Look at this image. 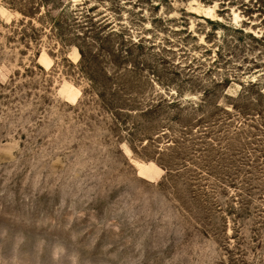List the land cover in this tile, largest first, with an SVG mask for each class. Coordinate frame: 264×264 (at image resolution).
Here are the masks:
<instances>
[{"label":"rangeland","instance_id":"rangeland-1","mask_svg":"<svg viewBox=\"0 0 264 264\" xmlns=\"http://www.w3.org/2000/svg\"><path fill=\"white\" fill-rule=\"evenodd\" d=\"M49 17L129 49L145 77L114 74L148 102L195 106L189 142L150 130L133 151ZM248 101L264 109V0H0V264H264V177L228 170L264 144Z\"/></svg>","mask_w":264,"mask_h":264},{"label":"trees","instance_id":"trees-1","mask_svg":"<svg viewBox=\"0 0 264 264\" xmlns=\"http://www.w3.org/2000/svg\"><path fill=\"white\" fill-rule=\"evenodd\" d=\"M8 4L15 7V3L13 2L8 1ZM24 12L30 11L27 9V11ZM33 16H35L34 11H32V17ZM48 21L50 23L49 31L55 33L53 35L60 40L62 45L67 47L74 45L79 52V59L75 67L78 69L80 76L87 82V87L83 89V95H93L97 97L106 112L110 113L115 126L121 128L128 127L127 133L130 137L129 144L133 151L135 149L131 146V143H139L141 145L142 139H145V144L155 141L153 137H148V135H150V130L155 132L154 136L156 135V137L160 136L163 138L165 142H167V146L178 145L183 148L185 142H189V139H184L183 135L189 134L193 128L194 122H197L194 121L195 118L192 117L195 106H189V112L187 111L186 114H183L184 105L178 102V100L169 101L157 99L155 103H153V101L148 102L144 99V93L139 91L140 88L137 85H133L129 80L122 81L124 79L114 74L113 70L119 68H122L121 70L127 73L135 69L140 79V76L145 77L142 74V72L145 71L144 68L138 66V63L135 61L129 49L118 50L112 47V45L107 48L98 49L95 43L97 44L98 40H100L99 37L95 35H84L81 37L78 34H74L67 28L60 26L59 20L55 17H49ZM103 40H106L110 45V43L114 41L113 34H106ZM127 42L131 43L133 46L140 45L130 40H127ZM104 59L107 61H104ZM120 63L121 65H119ZM123 75L126 76L125 73ZM120 92L124 93L127 97L125 98L120 95ZM107 95L113 96L114 98L107 99ZM171 105H177V109L174 113H170L169 115L166 109H169ZM255 107L256 104L248 101L244 106L236 107V109H238L237 113L241 116L248 115L249 113L247 111H254L258 114L259 121L256 125L247 124V126L259 132L260 134L256 135H261L264 141V109L257 110ZM233 108L235 110V107ZM123 112H125V114H122ZM156 114H159L160 117L148 123L147 118H151L153 117L151 115ZM180 133L183 135L180 136ZM205 133L206 132L203 134ZM246 134H251L248 135V137L253 136L250 131H247ZM165 149L168 150L169 148L166 147ZM251 150L257 160L252 163L244 162L239 166H228L230 172L229 177H238L241 173H244L246 177H264V144H262L259 149L253 148ZM156 154L159 156L154 159L156 163L162 167L168 175L173 172L172 167L178 163L169 160L163 152H158ZM249 155H251V153H249Z\"/></svg>","mask_w":264,"mask_h":264},{"label":"bare ground","instance_id":"bare-ground-1","mask_svg":"<svg viewBox=\"0 0 264 264\" xmlns=\"http://www.w3.org/2000/svg\"><path fill=\"white\" fill-rule=\"evenodd\" d=\"M198 8V7H197ZM211 12V8L210 7H207V8H204V13H206L207 15ZM206 16V15H205ZM207 17V16H206Z\"/></svg>","mask_w":264,"mask_h":264}]
</instances>
